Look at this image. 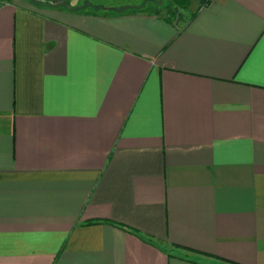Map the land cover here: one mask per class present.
<instances>
[{"label": "crops", "instance_id": "obj_1", "mask_svg": "<svg viewBox=\"0 0 264 264\" xmlns=\"http://www.w3.org/2000/svg\"><path fill=\"white\" fill-rule=\"evenodd\" d=\"M76 1L0 0V264H264V0Z\"/></svg>", "mask_w": 264, "mask_h": 264}, {"label": "rangeland", "instance_id": "obj_2", "mask_svg": "<svg viewBox=\"0 0 264 264\" xmlns=\"http://www.w3.org/2000/svg\"><path fill=\"white\" fill-rule=\"evenodd\" d=\"M89 1V2H88ZM156 1H159L158 2V5H161V4H163L164 6H165V4L166 3H168L169 5H170V7L169 8H171V7H175V6H173L174 4H176L175 2H171L170 0H156ZM190 2H188V0H184L183 1V5L184 4H188V6H192V5H194V3H193V0H189ZM147 4L149 7H154L155 6V4L154 3H157V2H149V0L147 1V0H135V2H133V5L134 6H140V5H142V4ZM173 3V4H172ZM33 5H36V3L35 4H33ZM84 7H86V8H90V9H99V8H101V5H100V3H98V1H94V0H78V1H76V3L74 4V8H84Z\"/></svg>", "mask_w": 264, "mask_h": 264}, {"label": "trees", "instance_id": "obj_3", "mask_svg": "<svg viewBox=\"0 0 264 264\" xmlns=\"http://www.w3.org/2000/svg\"><path fill=\"white\" fill-rule=\"evenodd\" d=\"M172 1H175V2H178L180 4H183L184 0H172ZM205 1H207V0H201L202 3H204Z\"/></svg>", "mask_w": 264, "mask_h": 264}]
</instances>
